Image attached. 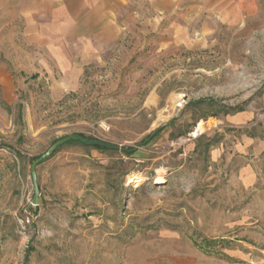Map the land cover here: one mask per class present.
I'll return each mask as SVG.
<instances>
[{
	"label": "rangeland",
	"instance_id": "374dc122",
	"mask_svg": "<svg viewBox=\"0 0 264 264\" xmlns=\"http://www.w3.org/2000/svg\"><path fill=\"white\" fill-rule=\"evenodd\" d=\"M64 1L0 0V264H261L264 164L246 188L236 146L264 137V0H215L164 50L126 32L81 75L52 54ZM72 134L134 151L62 146L35 211L32 162Z\"/></svg>",
	"mask_w": 264,
	"mask_h": 264
},
{
	"label": "crops",
	"instance_id": "0c3cea01",
	"mask_svg": "<svg viewBox=\"0 0 264 264\" xmlns=\"http://www.w3.org/2000/svg\"><path fill=\"white\" fill-rule=\"evenodd\" d=\"M213 1L65 0V4L60 3L58 15L54 18L57 20V33L52 34L49 40L57 35L63 45L61 48L66 51L57 50L55 53L52 50V54L57 57V64L62 70L72 69L74 74L77 71L81 75V66L88 68L96 64V60L102 63V51L120 44L126 32L151 34L149 39L146 37L144 46L156 45L164 50L174 43L170 39L171 33L180 26V22H195L204 15V11H208V17L211 16L217 9L212 5ZM38 36L35 39L39 40ZM153 37L157 40L150 41ZM41 38L45 39L43 36ZM76 43L82 49L78 54L70 51ZM52 48L55 49L54 46ZM80 56L83 57L82 61L78 60ZM255 117V112L246 111L228 118L227 123L229 127L250 130L252 125H256ZM236 155L248 162L242 172V182L246 188H253L260 179L262 181L258 167L264 164V137H246L236 146ZM261 261L264 264V258Z\"/></svg>",
	"mask_w": 264,
	"mask_h": 264
},
{
	"label": "water",
	"instance_id": "95a60500",
	"mask_svg": "<svg viewBox=\"0 0 264 264\" xmlns=\"http://www.w3.org/2000/svg\"><path fill=\"white\" fill-rule=\"evenodd\" d=\"M160 130L161 128L154 131L143 142V145H146L152 138H154ZM73 141L80 142L86 146L100 147L103 149L114 150V151H122V152H133L134 151V150H129V149L122 148L119 146H115L112 144H108L102 141L85 139L84 137L78 134L68 135L64 138L59 139L42 156H40L39 158L35 159L32 162L30 174H31L32 182H33L34 195H33L32 203H31V208H33L35 211L44 204V199L41 195V189H40V185L38 181V172H37L38 166H40L42 163L50 159L57 152V150H59L62 146L70 142H73Z\"/></svg>",
	"mask_w": 264,
	"mask_h": 264
},
{
	"label": "bare ground",
	"instance_id": "6f19581e",
	"mask_svg": "<svg viewBox=\"0 0 264 264\" xmlns=\"http://www.w3.org/2000/svg\"><path fill=\"white\" fill-rule=\"evenodd\" d=\"M179 103H183V100H180L179 101ZM214 126H215V124H214ZM217 126V125H216ZM206 126L203 124V123H200L199 125H198V128L196 129V133H195V137H197V136H199L200 134H202V133H205V130H206V128H205ZM194 136V135H193ZM130 182H134V180L131 178L130 179ZM157 182H161L160 181V179H158V181Z\"/></svg>",
	"mask_w": 264,
	"mask_h": 264
},
{
	"label": "trees",
	"instance_id": "16d2710c",
	"mask_svg": "<svg viewBox=\"0 0 264 264\" xmlns=\"http://www.w3.org/2000/svg\"><path fill=\"white\" fill-rule=\"evenodd\" d=\"M72 143L86 146V145H84V144H82V143H80V142H77V141H73V142H70V143H68V144H72ZM87 147H93V148H95V149H99V150H103V151H107V150H108V149H103V148H100V147H94V146H87ZM57 151H58V150H57ZM124 154L130 156V155H132L133 153H132V152H124Z\"/></svg>",
	"mask_w": 264,
	"mask_h": 264
},
{
	"label": "built area",
	"instance_id": "2783aa9c",
	"mask_svg": "<svg viewBox=\"0 0 264 264\" xmlns=\"http://www.w3.org/2000/svg\"><path fill=\"white\" fill-rule=\"evenodd\" d=\"M184 103H185L184 100H183V103H179V102H178L177 107H178V108H181V107L184 105Z\"/></svg>",
	"mask_w": 264,
	"mask_h": 264
}]
</instances>
